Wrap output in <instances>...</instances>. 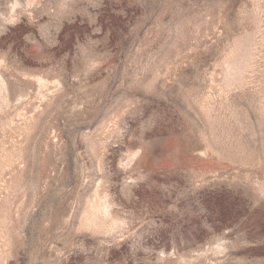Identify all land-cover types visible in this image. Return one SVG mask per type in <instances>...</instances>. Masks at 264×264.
I'll return each instance as SVG.
<instances>
[{
    "label": "rangeland",
    "instance_id": "obj_1",
    "mask_svg": "<svg viewBox=\"0 0 264 264\" xmlns=\"http://www.w3.org/2000/svg\"><path fill=\"white\" fill-rule=\"evenodd\" d=\"M0 264H264V0H0Z\"/></svg>",
    "mask_w": 264,
    "mask_h": 264
}]
</instances>
